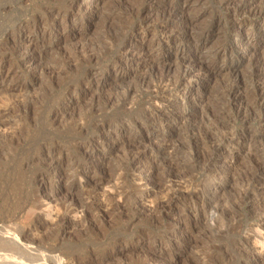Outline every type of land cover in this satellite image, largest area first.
Here are the masks:
<instances>
[{"label":"rangeland","instance_id":"rangeland-1","mask_svg":"<svg viewBox=\"0 0 264 264\" xmlns=\"http://www.w3.org/2000/svg\"><path fill=\"white\" fill-rule=\"evenodd\" d=\"M263 66L264 0H0V264H264Z\"/></svg>","mask_w":264,"mask_h":264},{"label":"bare ground","instance_id":"bare-ground-1","mask_svg":"<svg viewBox=\"0 0 264 264\" xmlns=\"http://www.w3.org/2000/svg\"><path fill=\"white\" fill-rule=\"evenodd\" d=\"M179 2L178 1H175L174 3L172 2V10H173V7H175L176 5H179L178 4ZM170 5V4H169ZM87 7V6H86ZM80 8V6L78 7V9ZM89 9V8H88ZM86 11V10H85ZM77 23V21H76ZM75 21L72 22L73 25H76ZM21 30L23 31L24 33V36L20 39V38H17V37H12L11 39L8 40L7 44L11 45L13 47V49L15 51H20V49H22L25 44L28 45L29 47H31L32 45H34V42L31 38V33L29 32L30 30L27 29L26 26H23L21 28ZM240 40H243L241 38H239ZM241 42V41H240ZM27 46V47H28ZM250 48V45L248 43H243L242 42V47L241 49L244 51H248ZM232 49V48H231ZM225 50V49H224ZM230 54V53H229ZM227 55V54H226ZM23 57V63H29L30 61H32L34 58H35V54L33 53V51L31 52V50H26L25 52H23L22 56ZM202 67V66H200ZM264 67V66H263ZM197 67L196 66H186L185 69L183 70V74L182 76H187L189 75L192 71H194ZM172 71V68L169 67L167 69V74H169L170 72ZM208 72V70H207ZM1 73V71H0ZM257 73V72H256ZM259 73V72H258ZM6 76H8V72L5 73L4 75L0 76V86H3L5 83V80H6ZM256 76V75H255ZM170 77V76H169ZM202 77V76H201ZM170 79V78H168ZM168 81V80H167ZM255 81V80H254ZM171 82V81H170ZM264 73H259L257 74V83H256V87L255 88L257 91H260V96L263 97L264 96ZM254 89V90H255ZM178 90V89H177ZM192 95V94H191ZM237 95L235 96H232L233 98H235ZM237 98V97H236ZM174 121L171 122V125H174ZM234 134H231V135H226V136H223L221 137L217 142H215L214 145H212V150L214 151H217V150H221L223 148V146L226 144V143H230L233 139ZM245 138V137H244ZM158 147L161 149H165V145H158ZM264 153V152H263ZM191 160V159H190ZM217 158L214 157V158H209V159H206L204 160L205 162H203V167L205 170L207 171H210V170H214L216 173H217V176L220 175L222 172H225V173H232L231 171V168L227 165H216L217 163ZM51 163V161H50ZM201 163V162H200ZM62 163L61 162H54L51 166L53 169H55L56 171L59 172V178H63L65 179L66 177H68V170L64 169L61 165ZM215 167V168H214ZM214 168V169H213ZM52 170V169H51ZM50 170V171H51ZM175 171V170H174ZM178 171V170H177ZM181 177V176H180ZM215 177V176H214ZM224 177V176H223ZM218 180L221 181V183L223 184L225 182V180L221 177V176H218ZM216 183V180L214 178H210L208 181H206L205 185H204V188L201 192V196L198 198V200L201 201V203H210V205H212V203H215V201L218 200V193L215 191L214 193H211V192H206L207 189L211 188L214 184ZM217 185V184H216ZM258 185L256 183V181H252L249 186H248V189L252 188V189H257ZM214 189V188H213ZM71 190L70 186L68 185V191ZM264 191V190H263ZM58 194L57 193H54L52 195H50V199L53 198V197H56ZM48 196V195H47ZM49 202V201H48ZM198 202V201H197ZM50 203V202H49ZM216 204V203H215ZM196 205V204H195ZM50 207V206H49ZM213 207V206H212ZM215 208V207H214ZM217 208V207H216ZM52 209V208H50ZM49 208L47 209V212L45 213V215L47 217L51 216L52 215V211L50 210ZM221 209V208H220ZM217 210V209H216ZM207 211V210H206ZM215 213V212H214ZM209 220H212V221H215V218L210 217L208 216ZM207 219V220H208ZM185 227H188V223L180 220L177 225L175 226V230H180V229H183ZM189 228V227H188ZM191 228V227H190ZM251 240H256V241H259V240H264V235L262 232H253L252 234H249L247 236V241H251Z\"/></svg>","mask_w":264,"mask_h":264}]
</instances>
